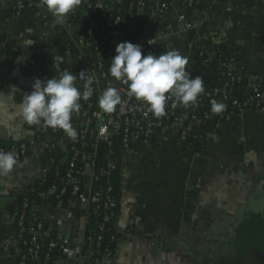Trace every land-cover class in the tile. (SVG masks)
<instances>
[{"label": "crops", "instance_id": "0c3cea01", "mask_svg": "<svg viewBox=\"0 0 264 264\" xmlns=\"http://www.w3.org/2000/svg\"><path fill=\"white\" fill-rule=\"evenodd\" d=\"M91 1L96 0H85ZM97 1L114 10V0ZM14 4L0 0V137L27 142L40 137L30 154L0 176V264H16L18 196L49 168L50 144L64 145L63 134L43 122L29 124L17 114L18 105L35 78L58 77L63 64L95 75L85 27L66 19L77 53L58 68L61 58L42 64L36 54L49 31L45 21L55 18L47 8L17 15ZM139 14L141 34L159 38L162 49L187 53L202 45L215 55L217 46L227 43L249 81L264 82V0H196L192 9L183 0H170L159 18L144 10ZM181 14L189 16L192 28L182 26ZM28 40L35 43L25 46ZM71 123L74 127V114ZM218 124V135L197 150L175 138L142 146L139 154L123 159L117 247L85 264H264V112H231ZM42 215L58 236L83 239V221L70 207L46 202ZM166 240L171 251H162ZM54 264L83 263L59 256Z\"/></svg>", "mask_w": 264, "mask_h": 264}, {"label": "built area", "instance_id": "2783aa9c", "mask_svg": "<svg viewBox=\"0 0 264 264\" xmlns=\"http://www.w3.org/2000/svg\"><path fill=\"white\" fill-rule=\"evenodd\" d=\"M151 1L150 6L146 10L144 0H137L138 12L144 10L149 17L156 19L170 8V0ZM195 1L183 0L189 9L194 7ZM35 7L38 8L37 11H35ZM14 8L17 9L16 14L19 15L24 10L41 12L46 9V6L42 4V0H29L28 3H25V0H15ZM93 8L94 11L97 8H102V11L98 12L102 14V18L98 22L101 33H92L91 30L96 24L89 26V34L86 33V45L92 53L90 65L95 70V75L92 76L93 94L88 99L81 98L79 110L73 113L76 119L74 129L77 132V136L75 138H70L60 128L50 127L53 132L60 133V130L63 131V146L72 143H77L81 147H86L88 144L92 145V150L90 151H82L72 145V150H74L73 159L68 162L69 164L63 177L58 173L54 184L50 188L51 192L56 196V206L58 208L61 209L67 206L72 209V212H78L79 206L84 207V215L79 217L83 221L85 234L81 242H72L62 236H58L56 240H51L49 251L44 254V261H42V244L39 240L40 233H38L42 228V224L41 222L37 223V218L34 219L36 225L26 224V211L22 208L17 218L18 229L15 243V251L17 256L20 257V264H25L28 258L34 259L36 264H44L50 259V251L54 248L60 251V256L85 264L90 259L89 253L91 251V249L86 250V247L91 248L95 244L92 228L89 224L92 221L94 212L96 213L98 210L104 211L102 220L96 226V245H101L105 233L109 231L108 223L117 215L118 199L111 181V177L118 166L114 151L117 138L121 141L123 152L128 155L139 154L142 146L155 143L161 144L168 139L175 138L183 139L188 146H192L212 140L218 135L220 129L218 120L214 131L207 132L204 130L203 123L213 121L217 115L206 108V102L210 105L216 102L225 106V101L229 100L228 106L233 111L260 110L264 112V88L257 80L249 81L248 78L247 88H244L243 91L239 90V93L233 95L237 85L248 76L244 72V68L238 65L235 57L236 53L233 52L230 58H225L221 62V66L224 69L221 85L204 88L196 102L188 106L177 103L175 108L171 107L176 102L173 97L166 102L165 114L161 117L154 116L149 110L147 103L130 96L128 94V86L123 82L116 81L105 69L104 56L100 53L102 43L109 47L107 59L111 60L116 55L117 44L127 41L121 26L122 17L119 14H115L114 10H104L101 3L97 0ZM66 19L72 21V15L68 14ZM65 20L63 23L54 22V19L50 23L48 21L45 22V27L49 26L46 41L54 37L58 24L65 27ZM180 21L185 29L193 27L192 20L187 14H181ZM131 42L140 44L144 54L152 52L159 55L166 51L160 47L159 38L155 36H144L141 34L140 37ZM192 53L193 51L180 54L188 59L186 67L193 77L196 71L192 68V61L189 58ZM37 54L36 59L38 60ZM75 54L67 51L54 58L53 61H48L47 63L38 61L42 64H51L59 58L68 61ZM200 55L204 57L202 65L203 63H209L213 59V53H210L205 48L202 49ZM61 70L73 72L77 77L79 76V73L74 72L67 64H63ZM74 83L83 93L85 81L77 79ZM108 87L117 88L121 95L120 103L116 105L112 112H104L99 107L98 98ZM92 97L97 98V100H92ZM37 139L33 138L28 142L13 144L9 151L15 154L17 160L22 159L28 155V151ZM102 144L106 145L103 159L99 158L98 151ZM0 150L6 151L3 148H0ZM77 154L80 156L79 165L75 161ZM46 174L47 170H44L40 179L45 180ZM96 180L105 181L106 185L95 187L94 181ZM28 202V198H24L23 207H27ZM28 231H31L32 235L27 236ZM117 239L118 236L116 234L111 236V241H117Z\"/></svg>", "mask_w": 264, "mask_h": 264}, {"label": "clouds", "instance_id": "9594fccd", "mask_svg": "<svg viewBox=\"0 0 264 264\" xmlns=\"http://www.w3.org/2000/svg\"><path fill=\"white\" fill-rule=\"evenodd\" d=\"M81 0H42L49 13L55 18L54 22L63 23ZM35 40L23 42L31 46ZM150 44V43H149ZM116 55L111 58L110 75L116 81L128 86V94L147 103L149 110L156 117L166 112V102L175 98L171 107L177 103L188 106L195 103L204 91L203 81L199 76L192 77L187 70L188 59L178 50L170 49L157 55L152 52L144 54L140 44L131 41L119 42ZM57 61L55 65L58 68ZM89 71L81 70L79 76L73 72L61 70L60 75L51 78H35L32 90L26 92L22 102L18 105V115L29 124H40L45 127L60 128L70 138H75L77 132L72 123V114L79 110V100L88 99L93 94V78ZM85 81L81 91L75 81ZM168 94V95H166ZM99 107L104 112H112L120 103L121 95L117 88L108 87L99 96ZM221 103H212V112L218 113L223 109ZM17 163L16 156L11 151L0 150V176L8 175Z\"/></svg>", "mask_w": 264, "mask_h": 264}, {"label": "trees", "instance_id": "16d2710c", "mask_svg": "<svg viewBox=\"0 0 264 264\" xmlns=\"http://www.w3.org/2000/svg\"><path fill=\"white\" fill-rule=\"evenodd\" d=\"M29 0H25V3H28ZM137 0H114V13L119 14L122 17L121 26L123 28L125 38L127 41H133L136 38L140 37L142 32V25L140 23L141 15L138 12V5ZM151 0H144V3L146 4V10L151 4ZM96 4V1L91 2H85V0H81L80 5H78L71 13L72 15V22L76 24H80L81 26L85 27V31L87 34H89V26L92 24H96L95 27L92 28L93 34H99L101 33V30L99 28V19L102 18L101 13H95L94 12V5ZM132 4H134L132 6ZM35 11L38 10L37 7L34 8ZM14 12L17 13V9H14ZM25 12V10L23 11ZM22 12V13H23ZM21 13V14H22ZM86 15V16H85ZM48 23L52 22L53 19H47ZM45 21V22H46ZM47 26L46 28H48ZM108 46L106 44L102 43L100 53L104 56V65L107 73L110 75L109 72V66L111 61L107 59V51ZM205 48L202 45L197 46V48L193 51V53L190 55V60L192 61V68L196 71V74L193 76H199L202 81L204 88H210L212 86L221 85L222 83V77L223 75V67L221 66V62L225 58H230L231 54L235 51H233L232 48L229 47L227 43H221L217 46V51L215 55L217 56L216 61L213 59L210 60L209 63H203L204 57L200 55V52L202 49ZM206 49V48H205ZM69 51L70 53L75 54L76 53V47L69 36L68 30L61 24L57 25L56 34L52 39H49L45 41L43 49L37 54V58L42 63H47L48 61H53L54 58H56L59 55H62ZM237 59V54L235 55ZM244 72L247 74V71L244 69ZM262 87L264 88V82H260ZM248 85V76H246L240 84L237 85L233 95L239 93V90H244V88H247ZM92 100L96 101L92 97ZM81 99L79 100V102ZM226 103L223 109L216 113V117L213 121H209L206 123H203V128L205 131L210 132L214 131L216 123L218 122L220 117H223L226 114H229L231 112H238V110L233 111L229 106V100L225 101ZM206 108L211 110L212 105H210L208 102H206ZM60 133L63 134V131L60 130ZM23 142H27V140H18V141H5L3 138L0 137V148L5 149L6 151H9L11 146L13 144H21ZM201 144L203 143H197L192 145V149L197 150ZM72 145L76 146V149L90 151L92 150V145L88 144L86 147H81L77 143L68 144L66 146H60L57 144H50L51 151H50V165L47 169V174L45 180L39 179L37 180L24 194H21L18 196V216L23 209L26 211L25 216V222L28 225H36V221H34L35 218H37V223L41 222L42 228L38 231L40 233L39 240L42 244V258L41 260L44 261V254L49 251V244L51 240H56L58 238V233L50 227L49 222L46 218L43 217V204L46 202H50L53 204H57V199L55 194H50V188L54 184V181L56 179V176L58 173H60L61 177H63L64 172L68 166V162L73 159L74 157V150H72ZM106 150V145L102 144L99 147V158L103 159V155ZM30 151H28V154H30ZM114 151L116 158L118 160V166L117 170L114 172L113 176L111 177V181L114 185V192L118 199V206H117V213L119 211V204H120V194H121V184H122V173H121V163L123 159L128 155L123 152V147L121 145V141L119 138L116 139L115 145H114ZM75 161L79 165L80 164V156L77 154L75 156ZM106 185L105 181L96 180L94 181L95 187H101ZM24 198H28V206L23 207V201ZM78 214L80 217H83L84 210H82V207H78ZM104 215L103 210H98L96 213L94 212L92 216V221H90L89 226L92 228V236L95 240V244H93V247L87 248L86 250L91 249L89 255L90 259L87 261L92 262L97 259H103L108 254L113 253V251L117 247V241H111V236L116 234V231L114 229V220L116 219V216L111 220V222L108 223L109 231L105 233V237L101 242L100 246L96 245V226L98 222L102 220V217ZM17 216V217H18ZM18 225L17 221L15 222V230L17 231ZM32 235L31 231L27 232V236ZM118 236V235H117ZM60 251L57 248H54L50 251V259L48 262L44 264H54L56 259L60 256ZM40 256V257H41ZM20 257L17 256L16 258V264L19 263ZM86 262V263H87ZM25 264H36V261L32 258H28L26 260Z\"/></svg>", "mask_w": 264, "mask_h": 264}, {"label": "water", "instance_id": "95a60500", "mask_svg": "<svg viewBox=\"0 0 264 264\" xmlns=\"http://www.w3.org/2000/svg\"><path fill=\"white\" fill-rule=\"evenodd\" d=\"M216 59H217V56L216 55H213V60L216 61ZM163 246H165V247L163 248L162 251H171V250H169L170 249L169 248L170 243H169L168 240H166V241L163 242Z\"/></svg>", "mask_w": 264, "mask_h": 264}]
</instances>
